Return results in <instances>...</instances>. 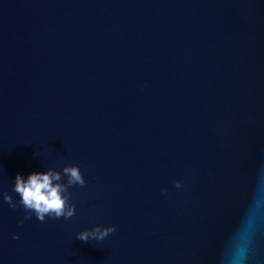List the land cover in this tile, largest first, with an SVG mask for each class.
Wrapping results in <instances>:
<instances>
[{
	"label": "water",
	"instance_id": "obj_1",
	"mask_svg": "<svg viewBox=\"0 0 264 264\" xmlns=\"http://www.w3.org/2000/svg\"><path fill=\"white\" fill-rule=\"evenodd\" d=\"M65 164L75 216L18 226ZM0 264H264V0H0Z\"/></svg>",
	"mask_w": 264,
	"mask_h": 264
},
{
	"label": "clouds",
	"instance_id": "obj_2",
	"mask_svg": "<svg viewBox=\"0 0 264 264\" xmlns=\"http://www.w3.org/2000/svg\"><path fill=\"white\" fill-rule=\"evenodd\" d=\"M85 183L77 165L65 164L59 171L49 167L43 172H32L26 178L17 174L13 191L18 194L19 200H14L8 192H3L2 195L9 207L15 209L19 206L24 210L23 217L17 222L18 226L22 225L25 220H30L32 214L41 222L46 217L67 220L76 214V205L71 202L69 188L83 187ZM174 183L175 187H181L179 181ZM161 191L166 190L161 189ZM115 231V225H93L90 229L77 232L76 238L84 242L100 241ZM13 239H19L18 234L13 233Z\"/></svg>",
	"mask_w": 264,
	"mask_h": 264
}]
</instances>
